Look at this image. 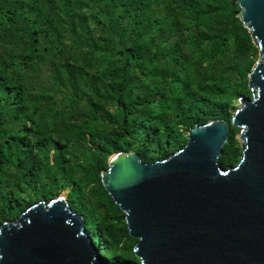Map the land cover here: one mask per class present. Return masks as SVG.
Segmentation results:
<instances>
[{"label": "trees", "instance_id": "trees-1", "mask_svg": "<svg viewBox=\"0 0 264 264\" xmlns=\"http://www.w3.org/2000/svg\"><path fill=\"white\" fill-rule=\"evenodd\" d=\"M237 10L235 0H0V223L68 187L99 261L136 260L99 170L115 151L150 162L194 123L229 120L230 98L250 95L256 52ZM236 131L220 165L239 158Z\"/></svg>", "mask_w": 264, "mask_h": 264}, {"label": "water", "instance_id": "water-1", "mask_svg": "<svg viewBox=\"0 0 264 264\" xmlns=\"http://www.w3.org/2000/svg\"><path fill=\"white\" fill-rule=\"evenodd\" d=\"M235 17L257 57L229 120L194 123L185 142L144 162L111 153L99 181L123 213L136 261L117 264H264V0H235ZM241 148L233 165L218 156L229 126ZM0 264H102L82 217L64 196L27 205L0 223Z\"/></svg>", "mask_w": 264, "mask_h": 264}, {"label": "rangeland", "instance_id": "rangeland-1", "mask_svg": "<svg viewBox=\"0 0 264 264\" xmlns=\"http://www.w3.org/2000/svg\"><path fill=\"white\" fill-rule=\"evenodd\" d=\"M90 25H94L93 22H90ZM249 53H250V52H249ZM233 55H234V49H233L232 46H230V42H229V43L227 44V51H226V55H225L224 58H223V61H227V60H229ZM256 57H257V50H256L255 54L252 56V58L255 60ZM238 68H239V65H236V66H233V67H231V68L228 69V75H230V77H232V78H230V79L228 80V88H227V91L222 93L224 96L228 95L230 89H232L233 87L236 86V82H235L236 77H237L236 70H237ZM28 73H29V72H28ZM28 73L25 72V74H28ZM40 78H42V77H40ZM38 80H40V79H38ZM38 80H37V81H38ZM38 83H40V85L43 84V85H47V86H48V83H47V81H46L45 79H41V81H38ZM248 97H249V96H248ZM238 105H239V104H238V102H237V97H231V98H230V102H229V104L227 105V109H228L230 112H233L234 109H236V108L238 107ZM237 136H238V135H237V131H236V133L234 134V138H235V140H236L237 145L239 146V148H241V144H240L239 138H238ZM172 151H173V150H172ZM76 152H77V150H76ZM51 154H52V151L50 150V151H49V155H51ZM238 157H239V156H238ZM77 161H78V163L90 162V161H91V156H90L89 154H84V155H82L79 159H77ZM219 165H220V163H219ZM221 166H223V165H221ZM226 166H228V165H226ZM67 190H68V187H66V188L63 189V190H60V191L58 192V194H61L62 196L65 197ZM24 197H25L26 199H30V200H31V199L33 198V192H32L31 190H29V191L24 195ZM134 257H135V256H134ZM135 259L137 260L136 257H135ZM136 260H134V261H136Z\"/></svg>", "mask_w": 264, "mask_h": 264}]
</instances>
